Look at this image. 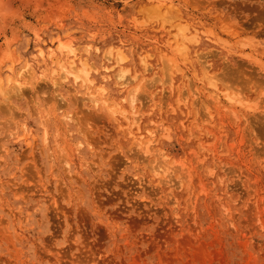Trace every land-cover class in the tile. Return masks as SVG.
I'll return each mask as SVG.
<instances>
[{
	"label": "rangeland",
	"instance_id": "1",
	"mask_svg": "<svg viewBox=\"0 0 264 264\" xmlns=\"http://www.w3.org/2000/svg\"><path fill=\"white\" fill-rule=\"evenodd\" d=\"M12 36L0 264H264V0H0Z\"/></svg>",
	"mask_w": 264,
	"mask_h": 264
},
{
	"label": "bare ground",
	"instance_id": "2",
	"mask_svg": "<svg viewBox=\"0 0 264 264\" xmlns=\"http://www.w3.org/2000/svg\"><path fill=\"white\" fill-rule=\"evenodd\" d=\"M35 2V1H34ZM38 2V1H37ZM37 2H35V3H37ZM28 3V2H27ZM34 4V3H33ZM39 4V3H38ZM46 17H48V15L46 16ZM13 22V21H12ZM10 25H12V24H10ZM15 37H13L12 36V38L10 37L9 39H8V41L5 43V49L3 50V52H2V54L0 55V65L2 64V63H5L6 61H12V62H14L15 60H16V58H15V53L13 52V50L12 49H10L11 47L9 46L10 45V43L13 41V39H14ZM58 48H59V50L60 51H67L68 53H73V49H72V47H71V45L69 44V42L68 43H65V42H59V44H58ZM58 50V49H57ZM56 50V51H57ZM52 51V50H51ZM66 53V52H65ZM50 54H52V53H50ZM54 54V53H53ZM44 55V54H43ZM47 55V54H46ZM42 56V55H41ZM45 57V56H44ZM119 57V60H122L121 58H120V56H118ZM49 58H50V55H49ZM114 59V58H113ZM51 60V59H50ZM72 61V60H71ZM74 61V60H73ZM69 62V65L70 64H73L74 62ZM61 64V63H60ZM24 67V66H23ZM62 67V69H64L67 73H70L71 71H70V68H65L64 66H61ZM73 67V66H72ZM116 73V72H115ZM118 73V72H117ZM133 76V75H132ZM123 77V74H118V78H122ZM134 77V76H133ZM75 78H78V75L76 74L75 75ZM123 79V78H122ZM141 80V79H140ZM8 81V80H7ZM85 81V80H84ZM132 81V80H131ZM150 81V80H149ZM14 82V81H13ZM91 82L92 81H88L87 82V84H91ZM139 82V81H138ZM0 84H1V82H0ZM6 84V83H5ZM87 84H85L84 86H86V87H89ZM94 88V87H93ZM88 90V89H87ZM93 91H96L95 90V88H94V90ZM134 92H135V90H134ZM134 92L133 91H131L130 92V94H131V96H130V106L133 108V105H132V103L135 101L134 99H135V95H134ZM87 93V92H86ZM95 93V92H94ZM88 94V93H87ZM129 94V95H130ZM128 95V94H127ZM89 100L93 103V104H98L99 102H100V100H99V98H96V97H94L93 95L89 98ZM229 106V105H228ZM121 112H123L122 110H121ZM117 113V112H116ZM123 114V113H122ZM129 115V114H128ZM65 118H67V119H69L70 117L68 116V115H65L64 116ZM125 118H126V116H125ZM130 121V120H129ZM134 124H136V122H133ZM130 124V123H129ZM130 126V125H129ZM118 127V126H117ZM154 135L152 134V132H150L149 133V137L146 139V141H143V143H141V150L143 151V153H145V154H147L146 156H151V158H152V160H151V163L153 164L152 165V167H151V169H152V172H153V170H155V171H160L161 172V175H162V173H163V175L164 174H166L165 175V179L164 180H167L166 182H169L172 178H171V175H170V165L169 164H167V163H165V158H163V154L162 153H159V152H156V150L155 149H153V148H151V144H152V137H153ZM140 144V143H139ZM158 155L159 156V158H161V161L163 162V163H161V164H158L157 165V158L155 157L156 155ZM155 155V156H154ZM177 166H179L178 164H177ZM182 168L183 167H181V164H180V170H178V171H180V172H182ZM169 171V172H168ZM180 172H179V174H180ZM154 173V172H153ZM156 173V172H155ZM159 173V172H158ZM177 173V172H176ZM154 175H157V174H154ZM162 175V176H163ZM167 178V179H166ZM171 178V179H170ZM177 178H178V176H177ZM162 182V181H161ZM165 182V181H164ZM171 183V182H170Z\"/></svg>",
	"mask_w": 264,
	"mask_h": 264
}]
</instances>
